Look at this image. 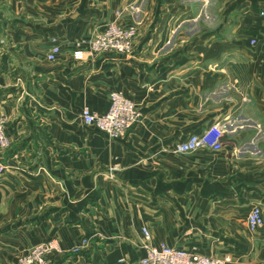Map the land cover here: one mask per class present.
<instances>
[{
    "label": "crops",
    "instance_id": "1",
    "mask_svg": "<svg viewBox=\"0 0 264 264\" xmlns=\"http://www.w3.org/2000/svg\"><path fill=\"white\" fill-rule=\"evenodd\" d=\"M255 2L0 0L11 10L0 8V112L11 141L0 151V264H18L41 242L68 251L83 238L82 253L50 264H133L145 255L144 228L152 246L264 264V225H249L254 208L264 217ZM77 6L79 18L61 25ZM202 6L229 7L202 18ZM115 21L138 28L130 54L79 49ZM114 92L142 120L111 142L81 114L106 113ZM215 124L225 131L220 151L176 152Z\"/></svg>",
    "mask_w": 264,
    "mask_h": 264
},
{
    "label": "built area",
    "instance_id": "2",
    "mask_svg": "<svg viewBox=\"0 0 264 264\" xmlns=\"http://www.w3.org/2000/svg\"><path fill=\"white\" fill-rule=\"evenodd\" d=\"M264 16V11L261 12ZM138 28L135 25H124L118 21L108 24L104 31L95 34L88 42L79 46L89 55L114 53L125 56L134 49ZM255 43L254 41L252 42ZM60 48L55 45L49 59L56 60ZM82 119L88 126H94L108 141H115L127 134L142 120L137 104L121 92H114L110 98V106L106 113L94 114L88 107L82 111ZM225 131L220 124H215L203 134H194L176 147L177 153H193L202 148L220 151L223 147ZM11 141L7 135V117L0 112V151L7 150ZM251 230L264 225V217L260 208H254L249 216ZM145 237V255L133 264H233L230 257L218 258L171 247L166 243L158 246L150 245V234L143 229ZM89 239L83 238L80 245L71 250H64L58 242L51 240L35 245L31 251L19 259V264H50L54 255L80 254L88 247Z\"/></svg>",
    "mask_w": 264,
    "mask_h": 264
},
{
    "label": "rangeland",
    "instance_id": "3",
    "mask_svg": "<svg viewBox=\"0 0 264 264\" xmlns=\"http://www.w3.org/2000/svg\"><path fill=\"white\" fill-rule=\"evenodd\" d=\"M80 7L81 6H77V9H76L77 11L74 12V13H72V11H70V13H72L70 15V17H67V15H66V18H62L61 17L60 18L61 25L62 24L63 25H67L68 23H71L74 20H77L79 18L80 14H81L80 11H79V8ZM228 7L229 6H202L201 7V10H200V12H202V16L201 17L202 18H214V17H217V15H218V12L217 11L218 10H219V16L218 17L219 18L225 17V16H227V13H228L227 10H226ZM0 8H3L4 10H6V12L8 11L9 13H11V10H10V7L9 6H0ZM143 9H145L144 6H143ZM250 9L252 11L251 12L252 15H255V16H258V17L263 18L264 16L261 15V11L264 10V0H257V2H255V4L253 6H250ZM143 12L144 11H142V13ZM63 13L65 14L66 12L63 11ZM61 16H62V12H61ZM2 151H5V150H2ZM18 264H19V262H18Z\"/></svg>",
    "mask_w": 264,
    "mask_h": 264
}]
</instances>
